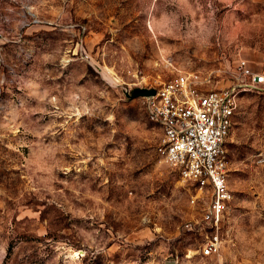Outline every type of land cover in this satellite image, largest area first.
Instances as JSON below:
<instances>
[{
    "label": "rangeland",
    "instance_id": "1",
    "mask_svg": "<svg viewBox=\"0 0 264 264\" xmlns=\"http://www.w3.org/2000/svg\"><path fill=\"white\" fill-rule=\"evenodd\" d=\"M238 60L264 73V0H0V264H264V88L238 98L210 257L184 229L206 193L127 97L177 71L227 88Z\"/></svg>",
    "mask_w": 264,
    "mask_h": 264
},
{
    "label": "built area",
    "instance_id": "2",
    "mask_svg": "<svg viewBox=\"0 0 264 264\" xmlns=\"http://www.w3.org/2000/svg\"><path fill=\"white\" fill-rule=\"evenodd\" d=\"M207 85L197 75L177 71L160 86L141 88L154 91L153 96L143 97V108L161 133L156 147L158 158L181 180L194 186L199 197L207 195L200 227L195 230L191 223L184 225L187 232L203 237L202 257L217 255L222 245L220 231L232 197L225 144L238 98L262 90L264 73L254 70L245 60H238L231 86L213 90ZM257 159L264 166V151Z\"/></svg>",
    "mask_w": 264,
    "mask_h": 264
},
{
    "label": "water",
    "instance_id": "3",
    "mask_svg": "<svg viewBox=\"0 0 264 264\" xmlns=\"http://www.w3.org/2000/svg\"><path fill=\"white\" fill-rule=\"evenodd\" d=\"M153 95H154V91L153 90L135 88V89L132 90L131 94L127 95V97L129 99H134V98L149 97V96H153ZM167 264H173V263H167Z\"/></svg>",
    "mask_w": 264,
    "mask_h": 264
}]
</instances>
